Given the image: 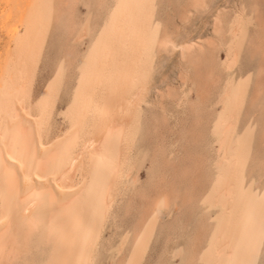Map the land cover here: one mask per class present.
<instances>
[{"label":"bare ground","instance_id":"obj_1","mask_svg":"<svg viewBox=\"0 0 264 264\" xmlns=\"http://www.w3.org/2000/svg\"><path fill=\"white\" fill-rule=\"evenodd\" d=\"M75 2L0 0V36L3 33L11 41L7 50L2 45L5 36L0 37V52L8 51V67L3 64L0 70V264H95L106 221L135 168L142 106L148 102L153 56L157 55L152 56L149 44L154 7L146 0L135 6L130 0H112L107 4L101 29L109 33L105 37L97 34L99 41L96 37L91 42L87 53L96 55L82 71L87 73L85 80L77 84L76 93L69 98L65 132L51 138L57 89L50 87L41 97L33 98V88L54 25H62L61 33L68 37L63 40L58 33L55 39L56 51L65 50L62 64L80 61L71 43L82 40L87 31L74 35ZM190 4L197 9L204 7L206 0H191ZM244 12L240 8L234 13L226 29L223 15L217 14L213 22L215 39L176 42L168 35L171 31H164L155 41L158 49L178 50L183 60H190L199 68L198 97L203 104L222 81L221 73L226 77L239 63L251 20L249 17L247 20ZM217 50L224 51L221 61L216 56ZM259 50L263 58L264 49ZM187 76L183 80L190 82ZM251 78L249 73L233 91L229 75L223 79L221 88L217 87L220 91L215 105L223 104L225 111L214 117L209 131L219 139L214 157L218 174L204 202L207 208L221 207L222 214L217 218L218 225L212 231L207 230L208 235L206 231L197 233V244L203 235L207 236L203 238L206 248L196 259L202 264H250L256 253L259 219L249 222L250 225L246 223L248 227L244 220L251 188L237 200L252 155L253 133L252 137L243 133L239 146L235 151L232 149L234 152L229 151ZM262 86H257L256 101L262 95ZM225 163L228 165L223 168ZM176 170L170 169L173 179L177 177ZM175 183H168L169 187L157 185L152 194L143 196L148 202L142 205L134 229L136 254L130 264H143L147 258L146 226L159 216L158 209H169L179 198Z\"/></svg>","mask_w":264,"mask_h":264},{"label":"rangeland","instance_id":"obj_2","mask_svg":"<svg viewBox=\"0 0 264 264\" xmlns=\"http://www.w3.org/2000/svg\"><path fill=\"white\" fill-rule=\"evenodd\" d=\"M76 1L74 5V23L76 25L74 35L76 33L80 35L83 31H87V35L82 40L80 39V42L75 41L71 45L76 52L77 59H80L81 62L79 60L74 63L71 62L72 65L70 63V66L62 64L65 50L62 49L57 52L55 45V39L58 33L60 35L62 25H54L48 36L50 38L47 39L48 42L38 67L40 71L38 70L33 88V90L35 89L33 98L41 97L50 87L57 89V101L53 111V121H51L55 130L50 124L51 133H53L51 138L56 137L58 133L62 134V131L65 132V113L70 103L69 98H73V94L76 93L77 84L79 85V82L85 80L83 79L86 77L84 74L87 73L82 71L94 61L93 57L96 55L87 53L91 42L96 37L99 41V36L105 37L109 33L107 29H101V27L104 25L103 14L106 11V6H109L107 4H110L112 0H104L103 3L99 0ZM138 1L135 0L134 3L130 0V4L138 5L141 0ZM146 1H149L151 8L154 7L151 11L153 26L151 23L150 33L152 37L149 38V44L153 48L152 56L157 54L154 55L156 59L153 56L154 75L152 74L153 79L151 78L150 82L148 102L142 106L141 130H139L137 140L135 168L127 180L123 193L117 199L111 216L106 221L95 264H130L136 254V249L133 248L134 229L139 222L143 206L147 205L148 202L145 203L143 196L152 194L157 185L169 187L168 183L172 184V182H176L177 197L179 198L169 209H158V212L156 211V214L159 213L157 219H151L147 224L144 239L149 241V245L147 258L143 264H202L196 259L206 248L207 244L204 239L209 234L207 230L212 231V228L216 224L218 225V219L222 214L221 207L209 206L207 208L208 205L204 202V198L211 191L218 174L217 169H215L217 167L214 164V157L219 146V139L212 137L209 131L214 117L221 116L225 111L223 104L215 105L216 97L220 91L218 88H221L223 79L231 75L233 79L232 90L234 91L239 81L249 73L252 80L248 96L235 134L230 142L229 151L234 152L239 146L240 140L244 137L243 133L249 137L251 136L250 133H253L254 138L252 139L255 141L253 140L254 143L251 141L252 145H250L252 155L250 154L251 157L248 156L250 160H248L247 168L243 174L246 180L244 178L241 180L242 186L240 185L237 200L251 188L250 198L248 197V201H250L247 202L244 213L245 224L250 225L249 222L259 220L256 221L258 224L256 253L250 264H264V56L262 58L261 50H259V48L264 49V0H206V5L197 9H192L191 0ZM151 1L154 3L152 4ZM12 4L13 2L10 1L9 5ZM240 8H244L247 20L249 21L248 17L251 20L239 63L228 75L226 73V77H224L225 73H221L222 81L211 92L212 94L210 93L207 102L203 104L198 97L197 83L200 82V77L196 74L199 68L190 63V60H183L178 50H175L176 52L170 50V52L169 50L158 49L156 42L164 31H171L167 33L176 42L195 41L200 38L202 41L199 43H201L203 40L215 39L213 34L215 16L217 14L223 15L224 29H226L227 23ZM184 9L186 11L188 9V12ZM31 12L33 13V11ZM161 29L162 31H160ZM61 34L63 35V32ZM97 34L99 36H96ZM3 36L5 35L2 33L0 37ZM7 37L5 36L2 41V45L6 46V49L11 47V41ZM67 38V35L64 34L62 39L66 40ZM6 49L0 52V70L3 64L8 67L6 63L8 62V49ZM217 52L216 56L221 61L224 57V51L217 50ZM259 67L262 69L260 72ZM183 72L185 75L189 72L186 76L191 80L190 82L184 81L186 76ZM257 84L263 85V91L256 101L254 99L256 98ZM68 92L72 94L70 95ZM183 99L184 101H181ZM227 165L225 163L223 168ZM170 169L172 172L177 169L178 174L174 179L170 175ZM193 172L194 175L192 176ZM162 178L166 180L164 181ZM247 224L246 227H248ZM198 231L203 233L206 231L207 233L205 237L201 235V240L197 244L195 239H198Z\"/></svg>","mask_w":264,"mask_h":264}]
</instances>
